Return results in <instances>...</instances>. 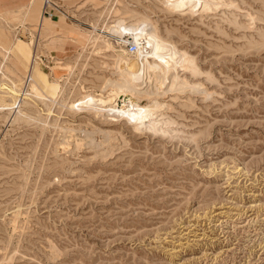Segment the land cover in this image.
<instances>
[{"label":"rangeland","instance_id":"obj_1","mask_svg":"<svg viewBox=\"0 0 264 264\" xmlns=\"http://www.w3.org/2000/svg\"><path fill=\"white\" fill-rule=\"evenodd\" d=\"M207 1L81 3L104 26L149 21L178 53L167 63L186 90L137 126L72 108L82 87L99 93L111 79L94 56L43 54L47 96L55 80L69 89L54 105L29 98L6 51L38 21L0 10V264H264V0ZM16 101L31 119L13 117Z\"/></svg>","mask_w":264,"mask_h":264},{"label":"bare ground","instance_id":"obj_2","mask_svg":"<svg viewBox=\"0 0 264 264\" xmlns=\"http://www.w3.org/2000/svg\"><path fill=\"white\" fill-rule=\"evenodd\" d=\"M159 1L170 10L196 9L197 11V9L209 5L207 0ZM34 3L35 1L30 0L22 21L26 20V15L37 20L36 31L33 33L26 31L27 37L17 34L20 39H28L29 44L15 38L12 46L6 51L12 57V65L26 77L29 98L54 105L58 96L66 94L65 88L69 89L68 83L60 84L62 82L55 80L57 95L55 98L47 96V92L51 87H54L55 83H53V79L51 80L52 75L47 74L50 67L42 64V62H48V58L46 59L45 56L57 60L72 59L76 63L84 58L88 59L89 56L97 57L100 61L106 60L108 63H105V67L108 69L107 72L111 79L100 77L102 82L99 86V93L82 87L83 95H80L76 100L77 105L72 108L76 107V111L89 110L96 115L122 118L131 126L145 124L149 118L151 119L154 112L162 107L159 101L165 94L186 90V85L176 79L174 69L167 63L170 56L173 57L178 53L167 39L161 37L149 21L140 20L136 23H127L124 19L119 18L112 25L104 26L99 14L100 8L96 9L91 4L89 6L93 10L91 13L93 17L86 19L89 28L68 22L60 16L65 22L77 26V31H67L63 25H59L57 18H42V0L41 10L37 13L35 12L37 5L34 7ZM80 5L73 7L76 10H81L88 6L80 7ZM35 15H37V19L34 17ZM40 39L42 47L39 45ZM139 40L143 41L142 45L139 44ZM98 43L101 44L98 45ZM129 43L139 44L138 49L130 53L122 45ZM27 59H29L28 65L25 66L24 63ZM121 97L123 98L121 99L122 105L118 107V99ZM137 100H143L146 103L138 104ZM20 104L16 101L14 107L7 110L12 111L11 114L17 120L21 117L31 119L30 116L22 113ZM42 104L49 110V105ZM65 106L66 103L62 99L60 107ZM45 112L42 115H52L51 111L45 110Z\"/></svg>","mask_w":264,"mask_h":264},{"label":"built area","instance_id":"obj_3","mask_svg":"<svg viewBox=\"0 0 264 264\" xmlns=\"http://www.w3.org/2000/svg\"><path fill=\"white\" fill-rule=\"evenodd\" d=\"M83 9L76 10V8L73 6L64 5L60 0H42V18L43 19H51V18L61 16L68 22H73L79 25L83 24L88 27L89 24L88 22H86V19H88L90 16L91 18L93 17V15L91 14L93 10H87L86 12L92 11L91 13H89L90 16H87L88 13L83 11ZM142 42H143L142 40H139V44L142 45ZM139 44L129 43V44H122V45H124V47L130 53H133L138 49Z\"/></svg>","mask_w":264,"mask_h":264},{"label":"crops","instance_id":"obj_4","mask_svg":"<svg viewBox=\"0 0 264 264\" xmlns=\"http://www.w3.org/2000/svg\"><path fill=\"white\" fill-rule=\"evenodd\" d=\"M33 1H35L34 7L37 5V11L39 12L41 10V7L39 10L37 0H33ZM60 1L66 6H75V5H79L82 2H84V0H60ZM29 2H30V0H0V10L2 11V15L7 17V19L12 24H16L17 22H19L23 18L25 10L27 8L26 6H28ZM55 19H56V17H55ZM21 31L22 30L19 27L17 34H19ZM25 31H30V30L25 28ZM1 35L2 36H0V39L3 40L5 38V36H3V35H5V34L1 33ZM10 46H12V44ZM10 46H9V48H10Z\"/></svg>","mask_w":264,"mask_h":264}]
</instances>
